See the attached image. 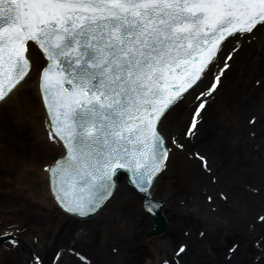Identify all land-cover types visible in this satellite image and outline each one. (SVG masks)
Returning a JSON list of instances; mask_svg holds the SVG:
<instances>
[{
  "label": "snow or ice",
  "instance_id": "obj_1",
  "mask_svg": "<svg viewBox=\"0 0 264 264\" xmlns=\"http://www.w3.org/2000/svg\"><path fill=\"white\" fill-rule=\"evenodd\" d=\"M258 33L264 0H0V104L35 73L46 137L59 147L44 164L51 194L67 213L88 216L114 195L122 172L150 190L174 149H185L183 137L200 131L230 62ZM181 109L188 119L172 133L168 120ZM193 155L211 173L209 157ZM161 206L146 201L150 212ZM257 219L264 224V214ZM5 240L22 244L16 230L0 233ZM65 254L89 259L68 248L54 264ZM29 264H45L40 250Z\"/></svg>",
  "mask_w": 264,
  "mask_h": 264
},
{
  "label": "rangeland",
  "instance_id": "obj_2",
  "mask_svg": "<svg viewBox=\"0 0 264 264\" xmlns=\"http://www.w3.org/2000/svg\"><path fill=\"white\" fill-rule=\"evenodd\" d=\"M253 42L254 40L249 41L246 48L240 52L239 61L235 62L229 70V79L227 78L226 81H223V86L216 94L214 103L209 106L204 114V121L200 124V131L195 138L190 140H186L183 137V142L186 145L185 150H174L167 171L162 174L156 184L155 197L165 203L164 211L170 220L169 231L156 238L145 240L144 236L150 227V218L149 216L148 219L146 216H140V198L130 196V193L124 187L118 191L115 199L98 216L89 221L73 222L71 218L61 216L56 210H52L44 216L41 222H37V213H31L32 209L28 201H26L28 198L25 199V195L22 198L25 205L12 204L14 207L12 209L10 208L12 205H8V209L5 211L7 215L4 217H7L8 214L11 215V212H21L23 218L16 224L21 230L19 234L25 237L32 248L40 250V254L44 257L46 264H51L52 256L57 250H66L68 248H75L87 254L91 257L93 264H146L149 261L156 262L165 258L177 261L174 258L177 256V249L181 243L188 246L184 252L188 254L187 258L192 259L193 255L194 259L196 256L202 262L199 253H202L201 250L203 248H205L206 253L214 256L215 250L213 248L209 249L206 246L203 247V245L194 243L197 249L192 242L188 241V238L191 239V233L194 234V237H199L202 232L205 234L207 230L203 224L189 225L188 223L191 219L187 215L192 212L193 217H195L197 214L204 215V211H208L211 215V221L222 222L227 232L230 233L229 224L231 220L229 221L226 216L225 219L224 215L222 217L217 215L219 210L221 211L222 206L220 205L229 208L224 213L225 215H234L232 211L235 213L237 209V200L241 202L248 199L235 186V182L244 180L241 179L242 175L236 176V174H232L230 176L225 173L224 165L226 162H222L224 158H220L217 152L222 145L235 146L242 143L245 138L243 132L244 123L251 125V118L257 115L253 108L251 106L246 107L248 105H245L244 102L248 99L257 101L255 99L264 94V83H256L258 80L264 81V61L254 60V71L252 70L250 83L241 82L237 86L233 79L237 71L242 68V58L247 57V52L254 49ZM250 84L252 86H249ZM256 107H258L259 114L260 111L264 114V102H257ZM233 112L234 115L237 114L234 119H232L231 115ZM187 119V111L181 109L174 113L168 120L169 131L175 133L177 130H181ZM208 121L215 123L214 131L211 132L212 142L210 141L211 143L209 144L205 140ZM252 131L251 128L247 134L251 135ZM195 151H200L209 157L210 174L201 168V163L193 155ZM55 156L56 154L53 151L47 154V158ZM41 158H36L39 160L38 164ZM222 193L227 196V199H224L221 195ZM209 195L213 196L214 199L212 201L207 199ZM236 196L239 199L235 200L234 197ZM19 197L17 198L21 199ZM41 199L42 195L40 194L38 200L42 201ZM202 207L204 211L199 212L197 209ZM244 209L248 212L246 207ZM258 213H264V210L257 209L254 212L255 218L252 215L253 217H250L249 223L257 220L256 216ZM2 214H0L1 221L4 218ZM27 221H30L32 228L27 229L29 225L26 228ZM4 222L9 223V220L5 219ZM234 222H238L237 215ZM5 223L0 222V230L8 229V225L4 227ZM22 228H26V230L23 232ZM232 245H234V242H230L227 245L223 252L225 256L230 252L229 249ZM10 253H12L10 256L0 253V264H26L28 257L26 249L18 248ZM117 254H122V256L119 259L116 258L117 260H113L111 256ZM72 257L75 261L70 258H64L63 264H82L76 257ZM180 258L182 261L179 262L180 264H189L185 258L182 256ZM190 264L193 263L190 262Z\"/></svg>",
  "mask_w": 264,
  "mask_h": 264
},
{
  "label": "bare ground",
  "instance_id": "obj_3",
  "mask_svg": "<svg viewBox=\"0 0 264 264\" xmlns=\"http://www.w3.org/2000/svg\"><path fill=\"white\" fill-rule=\"evenodd\" d=\"M259 36L260 40H257L254 44V49L249 51L247 57L242 58V68H240L233 77L236 82L235 85L237 86L240 85L241 82L250 83L255 59L264 61V33ZM238 58L240 59V55L236 54L230 64H235V62L239 61ZM230 68H232V66ZM229 73L230 72L226 73L223 77V81H226ZM249 86L252 85L250 84ZM253 98H255V96H253ZM255 100L257 101L248 99L244 102L245 105H248L246 107L251 106L253 108L254 112L257 113L256 117H258V119L253 126L247 125L243 122L245 138L242 140V143L236 144L235 146H229V144L228 146L222 145L217 152L219 153L218 156L220 158H224L222 162H226L224 165L225 173L230 176L232 174H236V176H239V174L242 175L241 179L244 180L235 182V186L248 199L247 201L242 200L240 202V200H237L239 199L237 196L234 197V199L237 200V209L235 213L232 211L234 215H225L224 213L229 208L221 205V211L219 210L217 215L219 217L224 215V218L226 216L229 221L231 220V223L229 224L230 233L227 232L225 229L226 227L222 222L219 223L216 220L211 221V215L208 211H204L203 207L197 210L199 212H202L203 210L205 213L204 215L197 214V216L193 217L192 212L187 215V217L191 219L188 223L189 225L195 226L196 224H203L206 226L207 230L201 238L194 237V234L191 233V239L188 238V241L190 243L192 242L193 246L196 248L197 246L195 244L197 243L203 245V247L206 246L209 249L213 248L215 250V255L213 256L206 253L205 248H203L201 250L202 253H199L202 262H200L196 256L194 259L193 255L192 259L187 258L188 254L184 253L183 258H185L189 264L190 262L193 264H264V246L256 243L257 240H264V224L256 221L249 223L250 217L252 218L254 216L253 218H255L254 212L258 208L264 210V114H259L257 110L258 107H256L257 102H264V94L261 97H257ZM213 103L214 102H212V104ZM231 115L232 119H234L237 114L234 115L233 112ZM46 121L47 117L41 101V96L38 95L37 92L35 73H33V79L28 84L24 85L11 100L4 104H0V214L3 213V217L7 215V212L5 211H7L6 209H8V205H25L22 200L24 195L26 196L25 199L28 198L26 201H28L32 209L31 213H37V222H41L49 211H52L57 207V204L53 200L49 191V174L45 171L44 164L53 159L47 158V154L50 153V151H53L57 155L59 147L53 146L47 140L45 132ZM217 124H219V122H217ZM214 127L215 123L208 121L206 128L207 131L205 132V140L208 144L212 142L211 132L214 131ZM251 128L255 132L254 136H249L247 134ZM40 150L43 152H40ZM38 154L43 159L39 157ZM45 154L46 156H44ZM36 158H41L42 161L40 160V163L38 164L37 162H39V160ZM124 184L125 181L121 182L119 186L123 185V187H125ZM249 184H252L254 187H250ZM40 194L42 195V201L38 200ZM130 196L134 197L133 194H130ZM17 197L21 199H18ZM244 207L248 209V212ZM10 208H14L13 205ZM143 211L145 210L142 207V210L139 211L140 216H146L148 219V215H145ZM101 212L102 211L99 213ZM163 215L168 224L169 231V217L166 212H163ZM236 215L238 216V222H234ZM71 217L74 219L72 220L73 222H81L80 219L76 218L77 220H75L74 216ZM21 218H23L21 212L15 211L11 212V215L8 214L7 217H4L2 221L0 219V222L5 223L4 220L8 219L9 223H5L4 227L7 225L11 226L20 222L19 220ZM29 222L30 221L26 222V228L29 225L27 229L32 228V224ZM24 242L26 243L25 245ZM24 242L22 243V247H25L28 252L26 264H29L32 253H34L35 249L32 248L27 241ZM230 242H234L238 247L236 251L230 253V255H233L231 259H227V255L225 256V253L223 252ZM17 249L18 248H15V250ZM11 251L10 249H7L4 254L10 256L12 254L10 253ZM72 256L64 255L63 260L64 258H70L75 261ZM121 256L122 254H117L112 255L111 258L117 260ZM53 257L54 255L52 258ZM258 257L261 259L256 260ZM160 262L161 260L156 262L149 261L148 264H160Z\"/></svg>",
  "mask_w": 264,
  "mask_h": 264
}]
</instances>
